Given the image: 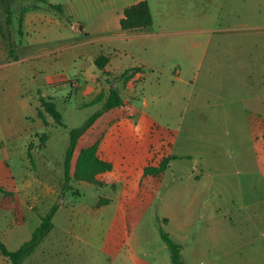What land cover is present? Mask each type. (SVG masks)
<instances>
[{"label":"rangeland","instance_id":"374dc122","mask_svg":"<svg viewBox=\"0 0 264 264\" xmlns=\"http://www.w3.org/2000/svg\"><path fill=\"white\" fill-rule=\"evenodd\" d=\"M48 1L63 13L16 0L8 24L0 0V240L19 249L54 205L73 200L96 212L76 216L72 231L54 229L22 264H173L160 228L182 246L183 264H264V0H148L154 24L131 41L118 36L114 10L138 0ZM35 8L44 12L20 27ZM106 25L111 38L98 31ZM102 54L113 74L88 96L95 88L82 78ZM144 61L135 105L104 111L81 138L65 191L69 130L103 111L109 87L125 90L121 74ZM43 97L55 99L67 128L38 117ZM129 112L140 121L135 132L112 128ZM108 131L116 179L76 180L80 150L97 144L103 155ZM165 154L177 159L151 182L144 169ZM122 189L132 195L124 209L101 208L104 196L93 204ZM0 264L12 263L0 253Z\"/></svg>","mask_w":264,"mask_h":264},{"label":"trees","instance_id":"16d2710c","mask_svg":"<svg viewBox=\"0 0 264 264\" xmlns=\"http://www.w3.org/2000/svg\"><path fill=\"white\" fill-rule=\"evenodd\" d=\"M16 0H1L4 5L5 13L7 15V23L12 22L11 11L9 7L10 2ZM42 3L47 4L49 7L57 9L60 13H63V7L60 4L49 2L48 0H40ZM38 9V8H35ZM24 19H20V27H22ZM153 16L148 1L143 0L124 9V15L120 20L121 29L124 31L141 30L152 26ZM22 32V31H21ZM12 44L10 47L12 48ZM12 53H14L12 51ZM109 62V58L105 55H100L96 58L95 64L100 70H104ZM140 68H133L126 70L122 74V78L125 82H128L131 74L139 71ZM104 98V94L99 96L92 103H98ZM42 108H37L38 117L47 125L46 114L53 117L55 123L62 127L67 128V125L63 122V116L58 111L55 99L52 97H46L41 99ZM124 104L119 91L116 88H111L109 96L105 102L104 110L94 114L85 125L80 128L70 129L71 142L66 152L64 160V186L63 189H72L70 184L72 179V163L77 154V149L81 138L94 126L95 122L104 114V111H108L117 107H121ZM1 147V145H0ZM33 144L30 142L28 145V156L32 159ZM98 145L94 144L86 149L80 150L77 158L76 166L74 169V178L78 181H85L89 183H96L97 176L105 172H109L113 169L111 163L103 161L97 155ZM176 156L165 154L160 163L157 166H148L145 168V175L153 177H162L170 167V163L176 160ZM58 210V205H54L49 213L41 218L40 225L35 229L30 240L25 242L19 249L11 251L0 240V253L10 259L12 264H22V262L30 256L41 241L47 237L53 228V217ZM160 235L171 253V259L173 264H183L181 260L182 246L176 243L173 238L163 229L160 228Z\"/></svg>","mask_w":264,"mask_h":264},{"label":"crops","instance_id":"0c3cea01","mask_svg":"<svg viewBox=\"0 0 264 264\" xmlns=\"http://www.w3.org/2000/svg\"><path fill=\"white\" fill-rule=\"evenodd\" d=\"M140 1H143V0H138V2H140ZM146 1H148V0H146ZM138 2H134V3H131V4H128V5L123 6L121 9L116 8V10H114V11H117L116 15L113 16L114 17V21L113 22L115 24V28L118 29L117 34H118V36L127 39V41L128 40L131 41V37L133 35H135L137 33H142L144 30L152 27L153 24H154V17H153V24L150 27H147V28H144V29H141V30H134V31H124L123 29H121L120 20H121V18L124 15V9L126 7H128V6H131L133 4H136ZM148 3H149V1H148ZM98 4L101 5V6H104L105 5V2H98ZM149 5H150V3H149ZM150 8H151V5H150ZM40 12H44V11H42L41 9H33V10H30L29 12H27L26 13V16H25V19H24V23L25 24H32L38 18V13H40ZM151 12H152V10H151ZM152 16H153V13H152ZM75 27H76L75 29H79L82 32H85L86 31V28L83 25H77ZM108 29H109L108 28V25H106L102 29L98 30V31H102L103 38H105V37L106 38L107 37L108 38H111L110 35H106ZM102 55H104V54H102ZM99 56H94L93 57L94 64H95L96 58L99 57ZM105 56H107L109 58V62L106 65V67H105L104 70H100L96 66V64H95V71H93V73H92V75L90 77L91 78L90 80H87V78L82 74L83 75V78L82 79L87 82L86 89H89L90 90L91 88L92 89L95 88V91H94L95 93L94 92H91V94H87L88 96L89 95H94L96 93H102L103 92V89L100 86V83H99V80L98 79H101V77H103V79L108 83L111 75L113 74L112 70L109 69V65H110V62H111V57L109 55H105ZM145 66H148V63L146 61L141 62V65L134 66V67H131V68L127 69V70H130V69H133V68H140L139 71L131 74V77H130L129 81L125 85V90L123 89L122 90L123 92L122 91L119 92L120 93V96H121V98L123 100V102L127 103L128 102L127 100H131V101H133L132 106L135 105V102L137 100H132V99H130V97L134 96L133 95V92H136L137 91L138 84L145 77V71H144L145 70ZM121 76H122V74H121ZM62 80H64V79H62ZM96 88H98L97 89V92H96ZM111 88L112 87L110 86L109 87V92H110V89ZM113 88H120V87L118 85V86L113 87ZM125 97H128V98L126 99ZM144 103H145V105H147V103H148L147 100H144ZM109 111H107V112H109ZM139 123H140L139 118L136 117V115H134V114H132V113L129 112V113L125 114V115H121L120 117H118V120L115 123H113L112 128L114 126H116L122 132L124 131V133H126V132L133 133V132H135V129H137L139 127ZM93 129H94V126L88 132L94 131ZM104 134H105L104 135V140L101 143V146L103 147L104 154L103 155H99L100 154L99 153L100 152V149H99L98 152H97V155L99 156L100 159H102L103 161H106V162L111 163L112 166H113V169L111 171L105 172V173H103V175L105 177L108 176V177H113V179H116L117 176H116V173H114V172H115V168H116L117 162L112 161V158L109 156V152H110L111 146H112V141H111L110 136H109L110 133L108 131V132H106ZM2 143L3 142H1L0 145H2ZM106 143L108 145L107 149H105V146H106L105 144ZM105 151H106V153H105ZM171 155L172 156H175L173 154H171ZM170 167H171V163H170ZM170 167H169V169H170ZM123 168H124V173L125 174L120 175L118 177V179L121 182H124V183L126 182V184L127 183H130L131 178H129V177L131 176L132 170H131V168L125 167L124 165H123ZM144 171H145V169H144ZM113 175H115V176H113ZM144 175H145V173H144ZM146 176L149 177L150 175H146ZM150 177L152 178V181L151 182H153L154 180H155V182H157L163 176L162 177H153V176H150ZM127 179H129V181ZM140 181L138 182V185L136 186L138 192L141 191L140 186H139ZM80 182L88 183V182H85V181H80ZM88 184H90V183H88ZM129 194H130V190L127 191L126 189H122L121 191H119V194L111 193V192H108V190H107V192H103L102 194H100L99 196H97L94 199L95 201L93 202V204H96L99 201V199H100L99 197H101V196L103 197L104 196V197L109 198L110 199V202H107L108 205H103L101 208H104L105 206H110V205L117 204L118 207H119V209H124L126 207V205H127V203H126L127 199L132 198V195H129ZM129 202H131V201H129ZM78 205L75 204V202L73 200H70L69 202H67V204H61V205H59L58 206V210H57L55 216L53 217V228L50 231V233L54 229H67V230L72 231L74 229L75 225H76L74 223L76 216H79V214H84V215L88 216V215L96 212V209H94L93 207H88L87 205H83V206L81 205L79 207ZM62 218H64L63 221H61ZM50 233L48 235H50Z\"/></svg>","mask_w":264,"mask_h":264}]
</instances>
